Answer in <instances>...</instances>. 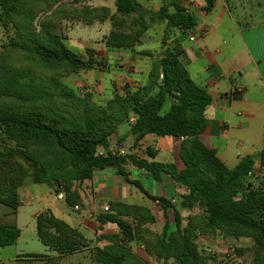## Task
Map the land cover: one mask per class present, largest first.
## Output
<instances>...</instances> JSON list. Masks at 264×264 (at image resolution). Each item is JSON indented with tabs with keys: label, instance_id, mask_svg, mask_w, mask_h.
Instances as JSON below:
<instances>
[{
	"label": "trees",
	"instance_id": "trees-1",
	"mask_svg": "<svg viewBox=\"0 0 264 264\" xmlns=\"http://www.w3.org/2000/svg\"><path fill=\"white\" fill-rule=\"evenodd\" d=\"M87 1L0 0V24L14 31L0 52V203L17 210L19 190L31 181L62 193L67 205L75 208L81 205L80 185L109 166L128 184L143 190L139 182L129 178L126 166L132 163L156 182L170 176L186 190L179 206L186 210L197 207L200 213L183 227L180 210L175 209L176 230L171 232L167 224L163 234L156 235L145 229L155 223L147 209L113 203L111 212L100 215L98 221L101 226L116 224L120 234L107 237L111 245L92 250L93 264H151L132 252V243L164 262L219 264L196 243L200 236L219 234L250 239L255 247L253 264H264V187L249 177L258 170L257 160L259 176L264 174V150L257 158L245 157L229 169L202 142L201 134L208 126L205 112L212 98L192 80L180 59V47L164 50L146 85L130 87L105 105L63 82L73 74L101 66L92 51L85 57L68 47L61 32L63 21L92 26L111 20L114 28L104 42L111 51H125L141 44L149 21L188 32L196 28L197 18L177 3L151 11L136 0H115L116 14L122 17L117 21L109 8H91L85 5ZM203 1L202 11L211 13L216 0ZM129 18H135L141 27L136 34L122 31L123 19ZM167 40H163L164 47ZM133 117L131 152L147 135L180 138L184 170L179 171L175 164L150 163L132 153H100L109 149L119 126ZM156 200L165 208L171 206L168 200ZM121 216L133 218L135 225ZM36 222L40 242L60 257L76 254L86 246L78 230L50 211L41 212ZM19 237L16 226H0V248L14 245Z\"/></svg>",
	"mask_w": 264,
	"mask_h": 264
},
{
	"label": "crops",
	"instance_id": "crops-1",
	"mask_svg": "<svg viewBox=\"0 0 264 264\" xmlns=\"http://www.w3.org/2000/svg\"><path fill=\"white\" fill-rule=\"evenodd\" d=\"M176 2L197 18L198 24L194 30L185 32L172 29L167 45L161 46L160 52L153 56L142 55L138 50L140 45L133 50L111 51L103 39L97 43V49L89 47L83 56L87 57L88 51H92L96 61L101 63L98 57L106 56L111 62L125 64L123 69L115 66V70H111L112 75L108 76L104 74L101 63V66L93 70L71 75L73 77L68 86L80 94H92L95 103L105 105L122 92L120 84L113 81L114 76L125 77L130 87L144 86L149 81V73L154 63L163 57L164 50L178 46L182 51L180 59L192 80L212 98V103L205 112L208 126L201 134V140L216 152L227 168L234 169L243 158H257L264 150V0H216L215 8L209 14L202 11L203 0ZM245 4L252 9L253 16L249 18L239 12ZM66 37L67 42L73 41L71 33ZM129 65L132 70L128 77L126 74L129 73ZM228 94H232L231 98L222 100ZM134 122L133 117L121 124L111 137L109 149H101L100 153L115 154L125 150L126 153H132L150 163L175 164L179 171L184 170L185 165L179 154L182 142L180 138L147 135L131 152L134 141L131 126ZM256 164L259 170L258 160ZM126 170L129 178L139 182L143 190L128 184L117 174L114 167L109 166L96 171L92 180L80 185L81 205L77 206L78 210L69 207L63 194H58L48 185L26 181L19 190L20 205L17 210L0 203V226H16L20 230V237L12 246L26 243L28 238L40 242L36 219L41 212L50 211L57 219L78 230L86 244L78 253L86 254L89 249L92 259V250L95 247L111 245L107 237L120 234L116 224L101 226L98 221L100 215L111 212L113 203L147 209L153 215L155 223L147 224L145 229L156 235H162L167 224L171 232L176 230L175 209L180 210L183 227L191 216L200 213L197 207L186 210L179 206L181 195L186 190L177 186L170 176L164 175L161 182H156L151 175L139 170L132 163L126 166ZM156 199L168 200L171 206L165 208ZM105 208L109 210L105 211ZM28 213L32 215L29 225ZM120 218L135 225L131 217ZM242 240L219 234L213 238L200 236L196 243L206 254L213 251L217 261L223 264L225 254L233 247L238 248ZM130 245L134 254L151 264H173L172 261L164 262L150 256L138 243ZM42 246L39 252L17 254L14 260L0 258V264H18L19 261L24 264H44L43 262L62 258L43 244ZM30 255L43 258L27 257Z\"/></svg>",
	"mask_w": 264,
	"mask_h": 264
},
{
	"label": "rangeland",
	"instance_id": "rangeland-1",
	"mask_svg": "<svg viewBox=\"0 0 264 264\" xmlns=\"http://www.w3.org/2000/svg\"><path fill=\"white\" fill-rule=\"evenodd\" d=\"M142 7L149 9L151 11H158L162 6H169L172 2L177 3V0H136ZM185 1V0H182ZM178 4V3H177ZM86 6L91 8H109L111 13L116 15V20H121L122 17L116 14L115 0H89L85 3ZM251 8L248 4H245L243 8L239 9V12H243L248 18L253 16ZM171 11H174V7L171 8ZM135 18L123 19L125 24L122 31L136 34L140 29V25L134 22ZM250 23V21H249ZM245 24V23H244ZM111 20H107L103 23L96 22L92 26H87L79 21H63L61 24V32L65 36H69L71 33V40L67 42L69 48L80 55H86V49L93 47L97 49L99 42H101L106 35H108L113 30ZM165 23H160L158 21H149V28L145 31L141 44L138 46V50L141 51L142 55H157L163 46V40L165 37L168 40L171 38V33ZM14 36V31L12 28H5L0 24V52L3 50V47L8 44V42ZM167 40V43H168ZM167 45V44H166ZM144 55V56H145ZM135 56V54L133 55ZM98 60L101 61L102 67L105 75H112L111 70H115V66H120L123 69L125 64L117 61L111 62L108 57L104 56L98 57ZM129 73L126 76L129 77L132 67L127 66ZM73 76L64 79V82L68 85L70 84V79ZM107 78V77H106ZM70 81V82H69ZM113 81L117 84H120L121 94L124 91H127L130 86L127 79L114 76ZM1 144V143H0ZM253 181L258 187H264V174H260L259 177L254 176ZM32 215H27V224H30V219ZM36 239V238H35ZM43 248L41 242L37 239L28 238L26 243H20L18 246H11L6 248H0V258L6 260H14L17 254H23L26 252H39ZM212 256V255H210ZM217 260V256H213ZM255 258V247L254 243L250 239H243L242 244L238 248L233 247L229 252L225 254V259L222 262L223 264H253ZM44 264H93L89 249L86 254L78 253L74 256H66L62 258H55L52 262H43ZM219 263V262H218ZM18 264H24L23 262H18ZM220 264V263H219Z\"/></svg>",
	"mask_w": 264,
	"mask_h": 264
},
{
	"label": "built area",
	"instance_id": "built-area-1",
	"mask_svg": "<svg viewBox=\"0 0 264 264\" xmlns=\"http://www.w3.org/2000/svg\"><path fill=\"white\" fill-rule=\"evenodd\" d=\"M191 40H194V39L192 38ZM231 96H232V94L225 95L224 97H222V100H229L231 98ZM115 154L126 155V151L123 150V151H120V152L115 153ZM254 176L259 177V171L257 169H255V171L250 172V174H249V177L251 179H253ZM75 208H76V210L79 209V207H77V206ZM108 210H109L108 208H105V211H108ZM208 254L209 255H212V256H215V254L213 253V251H208Z\"/></svg>",
	"mask_w": 264,
	"mask_h": 264
}]
</instances>
